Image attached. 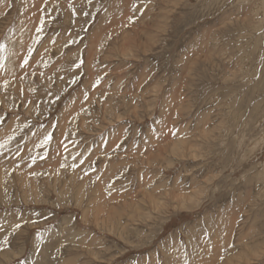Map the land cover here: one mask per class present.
<instances>
[{
	"label": "rangeland",
	"instance_id": "rangeland-1",
	"mask_svg": "<svg viewBox=\"0 0 264 264\" xmlns=\"http://www.w3.org/2000/svg\"><path fill=\"white\" fill-rule=\"evenodd\" d=\"M0 264H264V0H0Z\"/></svg>",
	"mask_w": 264,
	"mask_h": 264
},
{
	"label": "snow or ice",
	"instance_id": "snow-or-ice-1",
	"mask_svg": "<svg viewBox=\"0 0 264 264\" xmlns=\"http://www.w3.org/2000/svg\"><path fill=\"white\" fill-rule=\"evenodd\" d=\"M27 61H25V63H26Z\"/></svg>",
	"mask_w": 264,
	"mask_h": 264
}]
</instances>
